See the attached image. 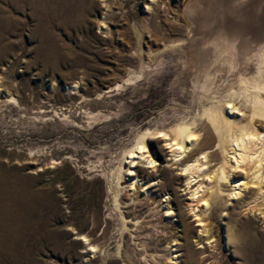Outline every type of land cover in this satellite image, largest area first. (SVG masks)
<instances>
[{
  "label": "rangeland",
  "instance_id": "obj_1",
  "mask_svg": "<svg viewBox=\"0 0 264 264\" xmlns=\"http://www.w3.org/2000/svg\"><path fill=\"white\" fill-rule=\"evenodd\" d=\"M151 1L85 0V15L66 27L54 22L47 27L29 9L14 12L20 24L0 38V161L36 178L27 186L42 198L36 207L37 200L29 198L30 223L14 241L0 229L13 242L12 248H0V264H119L116 245L122 239L133 246V221L126 220L121 237L119 220L105 205L103 172L117 164L139 130L173 110L189 115L199 108L196 43L264 45V0H160V15L149 7ZM134 24L142 37L134 34ZM242 56L236 67L224 62L220 85L255 73L257 57ZM76 81L78 92L65 90ZM9 94L21 106L8 101ZM234 103L233 118L246 123L248 105L241 99ZM91 113L100 115L94 119ZM198 125L201 135L185 156L205 146L207 163L193 180L172 164L160 133L150 136L154 166L140 158L131 173L124 159V170L138 173L139 197L154 202L153 213L164 214L178 264H264V217L256 211V206L264 209V184L260 190L244 179L242 167L235 175L247 184L237 195L228 197L233 182H226L202 214L188 206L202 180L213 185L207 175L219 160L210 128L204 120ZM256 126L264 140V125ZM162 177L166 185L158 184ZM174 196L171 210L158 206ZM199 205V211L205 208Z\"/></svg>",
  "mask_w": 264,
  "mask_h": 264
},
{
  "label": "bare ground",
  "instance_id": "obj_2",
  "mask_svg": "<svg viewBox=\"0 0 264 264\" xmlns=\"http://www.w3.org/2000/svg\"><path fill=\"white\" fill-rule=\"evenodd\" d=\"M84 2L85 0H0V38H5L14 24H20L22 19L17 18L14 13L16 10L29 9L31 14L39 16L38 22H44L47 27L53 28L52 22L66 27L85 15L87 8ZM159 3L160 0H152L149 7L154 13L160 15L161 10L157 8ZM133 31L138 38L142 37V30L136 24L133 25ZM195 45L199 59L195 61L193 68L195 81L198 82L200 88L199 108L189 115L173 110L169 117L165 114V117L159 119L153 127L148 126L139 130L130 146L126 147L117 157V164L103 172L107 185V197H109L105 205L108 214L118 218L121 237L128 228L126 220L133 221L130 224L134 227L131 231L133 246L126 245L122 239L116 245V252L121 257L119 264H178V256L173 249L174 244L169 241V231L164 222V214L159 215L155 210L153 213L151 205L154 202L145 201L144 195L139 197L142 184L137 186V182L142 178L138 177V173L134 172L133 176L127 173L129 169L133 173L140 158L148 159L147 161L152 165L156 163L157 158L150 138L154 133L163 134V141L168 143L171 158L175 160L172 164L181 165L182 170L187 174L188 181H191L207 163L205 150L208 147H201L199 151L187 153L186 156L185 153L201 135L203 125L199 127L198 123L204 120L210 128L211 132L207 135L212 144H217L219 160L210 167L207 175L210 180H213V185L209 181L208 184L211 186L208 187V184L202 180L190 194L188 206L194 209L197 215L206 211L209 202L220 196L222 186H225L226 182H233L230 186L226 185L230 190L228 197L237 195V189L246 186L247 183L239 182L243 178L235 175V169L239 167L246 171L244 179L250 178L248 182L256 183L260 190L263 188L264 140L256 123L260 122L264 125V45H229L227 42L222 44L218 41L210 44L202 41ZM242 55H247L248 58L252 55L257 57L255 73L251 76L243 74L238 83L228 82L229 84L225 86L220 85L219 70L224 67V62L228 60L233 67H236L243 63ZM79 87L80 82L76 81L64 88L70 93H75L79 91ZM8 96H10L8 101H14L21 106L17 98L10 94ZM236 99H241L248 105H246L248 107L246 111L249 115L244 124L236 121L231 113V110L235 108ZM63 109L62 107L61 110ZM55 113L57 114L56 110ZM61 115L64 119L69 117L63 111ZM99 115V113H91V118L95 119ZM200 153H203V156H200ZM124 159L128 160L127 172L124 170L126 167ZM162 171L168 170L163 168ZM31 180H36V178L25 176L20 168L0 161V229L9 231L8 236L11 240L13 238L15 240L18 231L30 223V215L34 209L30 207L29 198L33 196L32 199L37 200L33 203L35 207L42 198L39 196L40 192H33L27 186V181ZM123 182H125L124 186ZM166 182L167 179L162 177L158 184L166 185ZM135 187L137 191H134ZM136 193L138 194L135 196ZM124 196L127 198L123 199ZM176 197L166 200V203L162 200L158 206H162L165 211L171 210L172 202ZM200 202H203L205 208L199 211ZM257 209L264 217V209L256 206V211ZM188 227H190L189 224ZM201 227L202 232H207L205 224ZM6 238H8L7 235H0V248L13 247V242ZM82 239L85 244H89L86 236ZM165 243L168 244L167 247ZM91 247L90 252L95 254L97 246L92 245Z\"/></svg>",
  "mask_w": 264,
  "mask_h": 264
}]
</instances>
